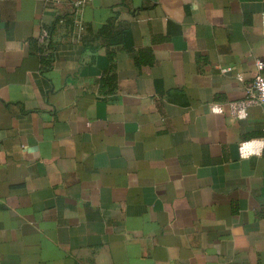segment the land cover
<instances>
[{"label":"crops","instance_id":"crops-1","mask_svg":"<svg viewBox=\"0 0 264 264\" xmlns=\"http://www.w3.org/2000/svg\"><path fill=\"white\" fill-rule=\"evenodd\" d=\"M75 1L0 0V264H264V0Z\"/></svg>","mask_w":264,"mask_h":264},{"label":"built area","instance_id":"built-area-1","mask_svg":"<svg viewBox=\"0 0 264 264\" xmlns=\"http://www.w3.org/2000/svg\"><path fill=\"white\" fill-rule=\"evenodd\" d=\"M91 0H76L74 2V11H75V28L78 31L84 29L83 18L81 16L83 8ZM262 26L264 30V11L261 15ZM48 37V32L44 31L42 33V41H45ZM257 72L254 79L246 87L245 97L240 100H233L228 103L223 102H213L210 104V111L212 113L221 114L228 111L231 116L237 119H245L249 116V110L252 106L264 105V60H256ZM231 68H223V71H228ZM239 78L243 77L239 75ZM264 142L254 144V141H244L240 144V153L242 157H248L252 154H261L263 152Z\"/></svg>","mask_w":264,"mask_h":264}]
</instances>
